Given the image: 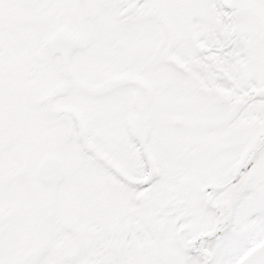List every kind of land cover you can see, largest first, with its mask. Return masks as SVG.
Wrapping results in <instances>:
<instances>
[{
	"label": "snow or ice",
	"instance_id": "6c2138e0",
	"mask_svg": "<svg viewBox=\"0 0 264 264\" xmlns=\"http://www.w3.org/2000/svg\"><path fill=\"white\" fill-rule=\"evenodd\" d=\"M0 264H264V0H0Z\"/></svg>",
	"mask_w": 264,
	"mask_h": 264
}]
</instances>
